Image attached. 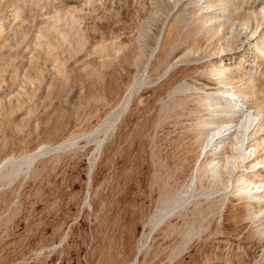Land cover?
I'll return each instance as SVG.
<instances>
[{
  "label": "rangeland",
  "instance_id": "obj_1",
  "mask_svg": "<svg viewBox=\"0 0 264 264\" xmlns=\"http://www.w3.org/2000/svg\"><path fill=\"white\" fill-rule=\"evenodd\" d=\"M223 86L264 165V0H0V264H264Z\"/></svg>",
  "mask_w": 264,
  "mask_h": 264
},
{
  "label": "bare ground",
  "instance_id": "obj_2",
  "mask_svg": "<svg viewBox=\"0 0 264 264\" xmlns=\"http://www.w3.org/2000/svg\"><path fill=\"white\" fill-rule=\"evenodd\" d=\"M245 43L248 44V42H245ZM228 69H229L228 67L223 68L224 73H229ZM217 93L220 94L221 100L234 102V104H232V106H231V109H232L231 112H233L235 115H239V116L243 117L244 121L242 120L243 122H241V123L240 122L235 123V121H233V118H232V120L230 119L229 121H226L224 118H221V121H223V122H221L220 125L218 124V127L216 129L210 130L212 132L214 130V133L211 136V138L209 139V143L212 144V146H214L215 149L220 148L221 145H223L222 146V147H224L223 150H222V148H220V150H222V152L228 150L229 148H231V150H232V147H234V152L232 150L233 156H230V158L232 157L234 159L233 164H232V167H235L233 169V174L239 180H242V184H240V185L244 186V184H246V187L244 186L245 188L244 187L240 188L241 193L248 195V197H249L248 199L257 198V200H255L256 204H264L263 185L260 183V181H259L260 179L259 180L255 179V175L252 177L250 175V173L255 174L254 169L256 167H257V170H259L261 168V166L263 165V164H261L262 163L261 161L255 162V159L258 156L257 152H259V151H257V147H258L257 138L258 137L255 136L254 129L256 126L261 125L260 124L261 121L258 120L256 122L255 119L251 116L248 107L246 105H244V101L242 100L243 98H241V97H243L245 94L239 92L237 89H235L234 87H230V86L229 87L223 86L222 88H219ZM218 122H219V120H218ZM210 124H213V123H210ZM256 131H257V129H256ZM259 140H261V139H259ZM230 146H232V147H230ZM259 149H260V147H259ZM221 154H223V153H221ZM228 154L230 155V153H228ZM213 155H215L214 152H213ZM226 159H227V157H226ZM226 167H228V165ZM243 168H245V169L243 170ZM231 174H232V171H231ZM231 177H232V175H231ZM232 190H233V188H232ZM238 192H239V190H238ZM237 199H238V197H237ZM239 199H240V197H239Z\"/></svg>",
  "mask_w": 264,
  "mask_h": 264
}]
</instances>
